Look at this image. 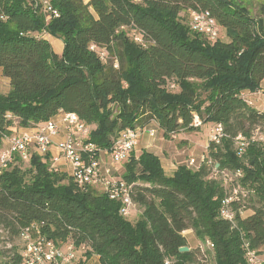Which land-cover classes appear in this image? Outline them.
<instances>
[{
  "label": "trees",
  "instance_id": "16d2710c",
  "mask_svg": "<svg viewBox=\"0 0 264 264\" xmlns=\"http://www.w3.org/2000/svg\"><path fill=\"white\" fill-rule=\"evenodd\" d=\"M50 4L58 15L46 20L31 1L0 0V69L9 80L8 91L0 93V147L15 122L39 125L60 110L90 125L88 140L106 149L125 127L150 121L166 138L216 123L223 135L206 146L211 165L182 164L172 175L154 153L131 154L121 180L136 203L135 220L119 213V200L78 186L41 156L31 154L22 168L15 155L0 172V226L7 235L36 223L47 238L84 244L82 255H96L99 264H247V249L264 255V140L252 138L256 128L263 134L264 113L241 94L258 90L264 78V1L255 15L236 0ZM200 10L210 12L226 41L207 42L190 27V13ZM133 30L143 42L133 39ZM42 31L62 40L60 53ZM91 44L116 56L101 62ZM171 80L176 88L168 90ZM194 114L198 127L191 125ZM216 163L217 171L239 172L233 183L213 176ZM230 195L233 216L227 219L221 210ZM245 209L250 212L242 215ZM186 229L199 243L180 251L187 246ZM206 240L213 246L202 252ZM0 254V264H22L20 247Z\"/></svg>",
  "mask_w": 264,
  "mask_h": 264
},
{
  "label": "built area",
  "instance_id": "2783aa9c",
  "mask_svg": "<svg viewBox=\"0 0 264 264\" xmlns=\"http://www.w3.org/2000/svg\"><path fill=\"white\" fill-rule=\"evenodd\" d=\"M44 3L50 17L58 15L57 10L51 6L50 0H45ZM189 24L193 30L201 33L211 42L219 37L220 27L208 10L192 11ZM131 34L134 40L143 42L140 32L133 30ZM90 49L95 51L101 62H107L108 51L106 48L91 44ZM113 66H118L116 58H113ZM167 86L168 89H174L176 83L171 80ZM248 103L250 104V102ZM191 125L196 127L201 125V120L196 114L193 115ZM143 131L150 136H154L156 128L145 126L125 127L118 133L109 149L102 148L88 140L90 125L81 120L75 113L60 110L55 116L42 124L26 127L20 131L15 130L13 134L4 136L2 141H5V145L0 149V172L14 163L15 155L23 161L28 160L33 153L41 157L48 155L47 162L50 170L67 173L81 187L101 186V191L106 192L109 198L120 201L119 213L124 217H128L135 207L137 209L136 203L129 194L130 186L126 185L121 179L115 181L110 166L128 157L137 146L140 133ZM60 132H63L64 137L54 143V136ZM209 133L208 142H219L223 135L222 125L220 123L214 124ZM171 136L175 137V134L172 133ZM252 138L264 140V135L256 128ZM237 139L244 141L241 135H238ZM53 145L57 149V154L54 155L50 154ZM101 153L108 154L110 164V166L105 167L103 172L99 164ZM198 159H188L187 166L198 168L203 162L209 165L212 164L210 161L205 160L204 154ZM61 161L68 165V169L64 168ZM238 174L239 172L233 174L225 170L217 171L216 165L213 166V176L221 179L224 184L233 183ZM237 189L238 186H235L233 194H237ZM233 199H235L234 195L224 199L221 210L222 217L232 219L233 214L228 209V204ZM0 231H5L2 226H0ZM17 236L20 240L22 264H73L78 250L86 248L84 244L79 247L75 246L69 239L54 241L47 238L46 235L41 233L40 227L36 223L21 228ZM5 244H8V242ZM202 246L211 248L213 245L209 240H206L203 244H200L201 248ZM245 259L247 264H262L264 261L252 249L246 250Z\"/></svg>",
  "mask_w": 264,
  "mask_h": 264
},
{
  "label": "rangeland",
  "instance_id": "374dc122",
  "mask_svg": "<svg viewBox=\"0 0 264 264\" xmlns=\"http://www.w3.org/2000/svg\"><path fill=\"white\" fill-rule=\"evenodd\" d=\"M29 1H31L33 4H35V6H37L40 9V11L44 14V17L46 20H48L50 18V13L48 12V10L45 7V3H44L45 0H28V2ZM236 1L245 5L249 9V11L255 15V14L259 13L261 4L264 0H236ZM41 35H49V36L54 37L55 40H53V42L50 43L51 47L53 48V50L55 52L60 53L62 51L61 45L63 43L59 37H57V36L55 37L46 31H42ZM131 36H132V34H131ZM218 38H220L223 41L227 40V37L225 35V31L221 28L219 29V37ZM208 40L209 39H207L206 41L209 42L210 40L209 41ZM136 42H138V41H136ZM110 56L111 57L116 56V52H114L113 55L108 54L107 61L110 59ZM8 89H9V83H8L6 77H4L2 75V73L0 72V93H6L8 91ZM13 126H15L17 128L20 127V126H18L17 122H15L13 124ZM29 127H31V126H29ZM23 128H26V127H23ZM151 128H154V127H151ZM260 130L264 134V126L263 125L260 127ZM209 131H210L209 127L206 126V124H203L202 126H200L198 128V130L183 131L184 133L181 131V133H182L181 135H177L175 137L171 136L169 138H166V140L174 141L179 147H183L187 151L192 152L196 155L199 154V156H197V157L196 156H190L188 158V159H190V158L197 159L204 154L203 150L205 149V144L206 143L208 144L207 140H208L209 134H210ZM13 133H14V131H11L8 135L13 134ZM138 141H139V139H138ZM138 153H139V151H136V147H135V149L128 155V157H130L131 154L136 155ZM128 157L126 159H124L123 161L118 162L112 166H110L109 161H107L106 164H104L102 162V160L99 158V164H100V167L102 169V172L105 169V167L110 166L111 170H112V174L114 176V180L117 181L118 179H121L120 175L124 170L123 163L128 159ZM42 158L47 160L48 155L42 156ZM197 160H199V159H197ZM28 161L29 160L21 161L20 166L22 168L27 167L29 165ZM226 184L229 185V183H226ZM95 188L98 189L99 191H101V189H102L101 186H97ZM249 212H250L249 209L241 210L242 215H246ZM137 214H138V210L135 207V209L132 211L130 216H128L127 218L130 220H135ZM182 234L185 236L186 241H187V246L189 248H192V249L197 248L199 241H198V239L195 238L191 229H186V230L182 231ZM2 238L4 240H1ZM3 241L8 242V244H5L6 242H3ZM19 241L20 240H19L18 236L10 237L7 235V233L5 231H0V252H3L4 250L8 249L9 246L19 247ZM83 251L84 250H78L77 258L73 264H98L93 255L90 256L89 258H86L85 256H83L82 255ZM196 252H197V255L199 256L200 253H198V251H196ZM211 255H212L211 253L208 254L209 261H212ZM260 256L262 258H264L263 254H261Z\"/></svg>",
  "mask_w": 264,
  "mask_h": 264
},
{
  "label": "crops",
  "instance_id": "0c3cea01",
  "mask_svg": "<svg viewBox=\"0 0 264 264\" xmlns=\"http://www.w3.org/2000/svg\"><path fill=\"white\" fill-rule=\"evenodd\" d=\"M84 1H89V0H84ZM42 36L46 38L50 43H52L53 40H55L54 37L49 36V35H42ZM62 46L63 44L61 45V50H62ZM0 72H1V69H0ZM6 79L9 83L8 78ZM241 94L247 102H250V104L253 105L256 109L264 113V78L262 79L260 83V88L258 90L256 91L243 90ZM145 127L156 128V133L154 136H150L144 131L141 132L138 144L136 146V151L140 152L141 150H146V151H150L154 153L155 155H157L166 175H172L179 165H182V164L187 165V160L190 156H196V157L199 156V154L196 155L192 152L187 151L183 147H179L174 141L166 140V137L163 136L162 130L157 126L156 121L148 122L145 125ZM22 129L24 128L23 127L17 128L15 126L9 127L10 132L15 131V130L20 131ZM181 134L182 133L179 132V133H176L175 136L181 135ZM63 137H64L63 132H60L59 134L54 136L53 138L54 143L60 141ZM3 145H5V141L2 142L1 147ZM206 146H207V143L205 144V149L203 150L204 155L206 153ZM50 154L52 155L57 154V149L55 145L51 147ZM100 159L102 160L104 164H106V162L109 161V156L107 153H101ZM61 163L64 165V168L68 169L67 164H64L63 161H61ZM93 256L95 257L97 263L99 264L97 256L96 255H93Z\"/></svg>",
  "mask_w": 264,
  "mask_h": 264
},
{
  "label": "water",
  "instance_id": "95a60500",
  "mask_svg": "<svg viewBox=\"0 0 264 264\" xmlns=\"http://www.w3.org/2000/svg\"><path fill=\"white\" fill-rule=\"evenodd\" d=\"M218 166V163H216V167ZM180 251H187L189 250V247L188 246H182L179 248Z\"/></svg>",
  "mask_w": 264,
  "mask_h": 264
}]
</instances>
